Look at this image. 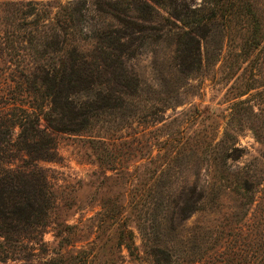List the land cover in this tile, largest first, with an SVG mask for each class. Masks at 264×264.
Segmentation results:
<instances>
[{"label":"rangeland","instance_id":"374dc122","mask_svg":"<svg viewBox=\"0 0 264 264\" xmlns=\"http://www.w3.org/2000/svg\"><path fill=\"white\" fill-rule=\"evenodd\" d=\"M139 1L0 0V112L30 103L29 80L37 66L54 61L48 43L55 40V49L68 40L109 70L123 59L143 90L131 125L108 123L104 131L99 122L90 133L51 132L45 140H52V159L10 155L13 170H43L56 201L43 245L34 246L29 264H264L262 148L246 118L234 124L228 164L234 169L254 162L244 174L251 189L206 192L207 146L223 139L233 105L257 104V91L250 88L264 86V39L258 49L247 47L254 29L233 11L224 16L231 20L221 19L225 9L212 15L214 0ZM250 4L264 25V0ZM186 23L198 36L203 60L189 72L176 51ZM245 90L249 95L235 99ZM213 111L215 122L209 118ZM101 133L116 140L113 150L121 160L114 172L92 148ZM149 154L175 160L170 177H153V167L146 169ZM194 186L204 198L187 213ZM113 208L120 219L108 216Z\"/></svg>","mask_w":264,"mask_h":264},{"label":"trees","instance_id":"16d2710c","mask_svg":"<svg viewBox=\"0 0 264 264\" xmlns=\"http://www.w3.org/2000/svg\"><path fill=\"white\" fill-rule=\"evenodd\" d=\"M139 2L145 4L141 0ZM213 3L217 4L212 9V15H218L225 9L222 19L233 11V15L236 13L238 22L242 23L240 20L242 15L248 27L254 29L245 41L247 47L258 49L262 45L264 25L257 14L250 9L253 5L250 4V0L235 2L214 0ZM231 4L234 7L231 8ZM215 17L218 18V16ZM224 18L231 20L228 17ZM137 19L145 21L142 18ZM229 20L227 23L230 22ZM203 22L201 19L198 26H201ZM188 25L191 24L186 23L180 27L181 34L177 35L176 50L178 58L183 63L188 61L186 64L182 62L179 64L187 72L198 70V65H201L203 61L202 46L198 36H193L189 30L191 26ZM55 42L59 41L48 43L53 49L50 58L55 61L57 56L59 60L56 59L57 62L53 61L44 67L37 66L33 79L29 80L33 95L30 96V103L28 105L15 103L13 107L8 108L9 110L0 112V264L31 262V256L35 251L34 246L43 245L44 229L48 226L50 214L56 204L44 171L35 167L29 171L13 170L10 167L12 163L9 160L10 155L21 152L29 155L37 153L39 159H52L54 157V148L50 145L52 140H49L50 143L45 140V137H50L51 132L90 133L99 122H103L102 126H97L105 131L107 128L104 126L109 125L108 123L121 128L125 123L131 125L132 120L137 117L132 108L136 110L138 108L135 101L143 91L142 84L138 78L129 73L123 59L109 70L87 58L89 56L84 55L78 46L70 45L68 40H65V47L60 49L54 48L57 45ZM250 89L257 91L252 96L257 100V104H252V101L248 100L235 103L231 108L232 114L226 124L223 139L214 144V140L211 139L214 146L212 144L207 146V149L211 151L208 160L211 170L206 192L219 193L224 190L246 192L248 188L251 189V182L245 180L244 174H249L246 170L252 169L254 162L234 169L228 164L230 159L228 152L233 139L231 134L234 131V124L241 125L242 117L249 121V130L262 148L259 167L262 166V170L264 169V86ZM232 90L238 89L233 87ZM245 91L236 94L235 99L249 95L250 90ZM209 118L213 122L216 121L214 111ZM42 121L45 127L41 126ZM16 129L19 133L17 139L13 140ZM101 135L91 140L92 148L98 152L100 163H108L110 165L108 169L114 172L121 160L117 149L113 150L116 140L112 137L108 139L102 133ZM200 145L198 144L197 147ZM140 154L141 157L146 155L145 152ZM148 157L150 161L146 169L153 167L152 173L156 180L161 178L166 180L170 177L169 170L175 161L173 158L161 154L155 158L149 154ZM163 184L165 186H159L160 189L166 187V183ZM146 185L147 183L140 185L142 190ZM140 189L135 190L141 192ZM190 196L192 198L189 199L191 201L188 204V210H185L188 211L187 213L197 210V203L204 198L203 193H197V186L191 190ZM107 209L108 206L104 216ZM110 212V215L107 214L110 218L120 219L116 215L119 211L113 208ZM132 239L133 233L130 232V240L133 241Z\"/></svg>","mask_w":264,"mask_h":264}]
</instances>
